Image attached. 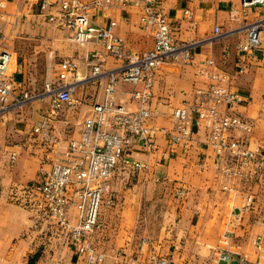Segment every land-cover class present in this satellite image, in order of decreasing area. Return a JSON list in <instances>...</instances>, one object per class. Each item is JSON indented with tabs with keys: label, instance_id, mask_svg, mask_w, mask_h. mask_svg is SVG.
Returning a JSON list of instances; mask_svg holds the SVG:
<instances>
[{
	"label": "crops",
	"instance_id": "1",
	"mask_svg": "<svg viewBox=\"0 0 264 264\" xmlns=\"http://www.w3.org/2000/svg\"><path fill=\"white\" fill-rule=\"evenodd\" d=\"M5 2L10 17L2 24V40L11 53L9 73L14 91L8 108L0 111V264H18L24 259L38 264H85L69 247L50 242L31 213L12 200L10 191L18 183L38 179L41 167L48 170L64 157L67 141L80 135L93 104L103 98L106 72L119 63L105 57L101 39L85 44L73 41L71 31L49 22L38 4ZM161 6L174 25L175 39L193 44L194 60L186 63L178 58L158 70L153 97L147 104L153 112L149 124L174 127L173 109L192 104L195 89L209 83L198 73L197 65L210 57L231 74V80L223 84L239 96L233 112L253 124L249 134L239 130L232 134L264 155V35L262 46L252 54L242 55L237 49L245 40L246 26L264 16V5L244 7L241 0H162ZM142 10V6L131 4L91 8L98 25L107 26L115 20V32L136 52L155 44L154 29L141 25ZM216 26L220 34H216ZM65 59L77 64L68 78L76 83L77 102L58 110L53 129L61 137V147L51 151L33 132L50 108L51 96L45 94L21 105H14V100L24 92L44 89L47 81L57 84ZM242 59L245 70L239 72ZM94 64H102L103 73L98 77L93 76ZM135 88L129 82L118 85L116 99L130 110L140 106L131 97ZM156 144L152 152L139 142L131 148L130 158L147 163V168L132 172L120 163L114 172L112 188L118 202L102 205L95 233V242L106 252L102 264H128L131 256H146L151 251L168 255L179 264H227L221 254H230V264H240L242 258L264 264V173L246 167L237 177L228 178L224 169L233 168L234 162L216 161L204 126L196 128L189 149L175 145L174 155L167 154L170 147L162 132H156ZM14 152L17 156L12 159ZM224 185L233 189H224ZM183 187L187 194L176 195L175 190ZM248 193L253 194L254 203L245 210Z\"/></svg>",
	"mask_w": 264,
	"mask_h": 264
},
{
	"label": "built area",
	"instance_id": "2",
	"mask_svg": "<svg viewBox=\"0 0 264 264\" xmlns=\"http://www.w3.org/2000/svg\"><path fill=\"white\" fill-rule=\"evenodd\" d=\"M29 6L39 5L40 13L55 26L71 31V38L79 44L95 39L105 43V57L114 58L119 65L107 71L108 81L100 102L93 104L91 113L85 118L80 135L72 137L65 147L64 157L53 162L50 169L41 167L38 179L22 182L11 188L10 196L31 213L37 226L50 242L57 241L61 247H69L85 264H102L106 252L100 243L95 242V233L101 223V209L104 203L115 206L117 193L112 188L116 168L124 163L132 172L148 167L147 163L132 160L131 148L139 142L151 152L157 148L156 132H162L169 143L167 154L174 155L173 147L181 145L189 149L195 141L196 128L204 126L207 142L216 155L217 162L233 161L234 167L224 169L228 178L237 177L246 167L264 173V155L259 149H252L245 139L234 136L233 130L243 134L252 132L253 124L235 112L233 107L239 101L238 94L223 83L231 80V74L222 71L213 58H206L197 65L201 76L210 81L205 87L195 89L192 104H183L172 111L174 127L167 129L149 124L153 112L147 106L153 97V86L158 70L166 63L178 58L184 62L194 60L193 44L178 42L175 39L174 25L161 6L162 0H25ZM242 6L264 5V0H241ZM118 5H139L143 7L140 22L143 28H153L154 47L143 52L127 48L115 32L116 21L107 26L94 22L93 6L112 7ZM186 15L192 18L190 10ZM10 14L6 11L5 0H0V111L8 108V98L13 95L14 80L9 73L11 53L2 40L3 22ZM220 34V27H215ZM264 35V16L246 26V37L238 44L242 55L252 54L262 46ZM97 54V53H96ZM77 69L74 60L61 62L58 82L47 81L46 92L51 96V106L36 122L33 132L40 137L49 150L61 147V137L53 129L58 110L63 106L76 104L74 93L76 83L68 78ZM245 61L239 66L244 72ZM103 73L102 64L93 65V76ZM121 82L135 85L132 99L140 106L128 109L118 102L116 94ZM32 96L24 92L16 97L14 105H21ZM17 153H12L15 159ZM202 165V164H201ZM224 189L232 190L224 185ZM176 195L184 197L186 188L175 190ZM254 196L248 193L244 209L253 206ZM230 264V254H221ZM18 264H38L30 260ZM128 264H179L168 255L153 251L148 255H135ZM240 264H253L240 259Z\"/></svg>",
	"mask_w": 264,
	"mask_h": 264
},
{
	"label": "rangeland",
	"instance_id": "3",
	"mask_svg": "<svg viewBox=\"0 0 264 264\" xmlns=\"http://www.w3.org/2000/svg\"><path fill=\"white\" fill-rule=\"evenodd\" d=\"M45 92H46V88L36 89V90H31V92H29L28 95L32 96L30 99L40 98V97L43 98L45 96V94H47ZM24 260H26V259H24ZM21 261H23V260H21Z\"/></svg>",
	"mask_w": 264,
	"mask_h": 264
}]
</instances>
